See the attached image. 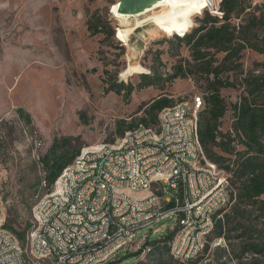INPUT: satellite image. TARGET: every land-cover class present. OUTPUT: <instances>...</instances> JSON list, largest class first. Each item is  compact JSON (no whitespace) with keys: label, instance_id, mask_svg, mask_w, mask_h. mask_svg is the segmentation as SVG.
I'll return each instance as SVG.
<instances>
[{"label":"rangeland","instance_id":"374dc122","mask_svg":"<svg viewBox=\"0 0 264 264\" xmlns=\"http://www.w3.org/2000/svg\"><path fill=\"white\" fill-rule=\"evenodd\" d=\"M118 1L0 0V201L6 223L25 232L23 247L31 263H47L31 255L27 236H31L36 224L39 201L53 189L43 183L38 185L43 176L41 158L53 140L69 137L80 150L116 140L123 142L130 132L127 126L139 125L140 119L146 117L147 102L165 94L174 105L188 104L194 116V99L201 97L205 104L213 80V76L200 70L190 47L180 44L177 36L192 32L197 19L204 18L207 11L221 16V0H150L133 8L119 6ZM251 1L257 12L264 10V0ZM194 6H198L195 12L188 11ZM91 15L103 25L104 31L97 35H91L87 28ZM121 17H126L130 25L135 18L136 25L123 26ZM246 17H233L231 24L239 28ZM120 27L128 41L118 35ZM256 33L262 37L264 27L260 26ZM210 52L215 56L214 65L225 55L214 49ZM179 64L187 74L168 85L166 76ZM240 64L236 71L219 76L225 84L220 87L226 106L221 120L223 131L232 127V106L246 94V77L251 103L264 100V88L262 93H249L250 82L257 77L264 79L263 54L248 46ZM153 71L162 76L161 86L138 88L141 74ZM121 82L134 87L131 94L109 90L110 84ZM122 129L126 133L121 137ZM237 148L242 146L238 144ZM54 186H59L58 181ZM236 188L232 185L233 190ZM234 204L235 200L219 217L228 214L230 228L241 220L251 229L253 240L264 243V218L258 217L260 212L249 206L248 217L243 219L233 211ZM172 223V218L153 223L138 235L141 238L150 234V240L122 251L108 264H152L151 242L172 231ZM0 227L4 228L3 223ZM156 229L159 230L154 232ZM241 232L226 231V237L208 242L207 252L182 264L263 263L264 255L248 252L238 257L244 241L235 236Z\"/></svg>","mask_w":264,"mask_h":264},{"label":"built area","instance_id":"2783aa9c","mask_svg":"<svg viewBox=\"0 0 264 264\" xmlns=\"http://www.w3.org/2000/svg\"><path fill=\"white\" fill-rule=\"evenodd\" d=\"M198 109L197 96L193 118H198ZM159 116L170 121V133L158 137L160 126H150L156 128L157 148L148 147V136L135 134L133 144L116 140L81 149L89 150V157L80 159V153L77 155L78 170L85 172V179H93V186L85 192L70 189V171L67 167L64 169L58 177L61 186H53L35 209L34 223L44 215H52V223L38 227L37 236H27L34 258L50 264H76L81 263V257L73 259V251L81 249V256L101 253L99 264H108L122 251L150 240V234L145 233L141 238L138 235L163 218L173 219V230L182 220H197V228L185 234L175 233L169 244L183 252H204L210 234L199 233V223L213 222L215 225L219 217L217 212L234 201L229 174L222 167L211 168L210 161H203V148L195 126L187 129L184 110L174 111L172 104L162 108ZM161 143H168V150H161ZM107 147H114V155H107ZM191 150H199V161L187 164ZM135 155L145 156L141 171L155 176V186L140 184V176L127 172L125 159L134 160ZM183 175H190V186H183ZM116 183L137 188V193L145 194V201H137V197H128L124 192L114 196ZM62 184H69V191L57 196V187ZM148 187H156L155 196H148ZM81 195H89L90 203H81ZM100 214H107V226L96 228V218ZM0 223H6L1 201ZM70 235L87 236V243H70ZM4 238L0 237V264H38L30 262L21 241L12 239L11 252H4ZM14 248L22 249L24 260L13 258Z\"/></svg>","mask_w":264,"mask_h":264},{"label":"trees","instance_id":"16d2710c","mask_svg":"<svg viewBox=\"0 0 264 264\" xmlns=\"http://www.w3.org/2000/svg\"><path fill=\"white\" fill-rule=\"evenodd\" d=\"M118 5L122 6L121 3ZM211 8L214 9L215 6ZM219 10L221 16L207 11L204 18L197 19L198 25L192 32L188 31L184 36H177L180 44L190 47V53L195 63H199L200 70L208 76H213L208 87V94L204 99L205 104L202 100L203 108L198 112L196 121L198 138L205 158L230 174L228 179L231 189L232 185H237L236 190L232 189L235 200L233 211L236 215L245 219L248 217L249 206H255L260 212L258 217L264 218V100L261 103L255 101L254 104L251 103L248 99V77H246L244 81L246 94L240 102L232 106L234 111L232 127L223 131L221 120L225 115L226 106L220 94V87L225 84L219 78L224 72L236 71L240 68L242 52L248 46L264 56V35L260 37L256 33L260 26L264 27V10L261 13L257 12L251 0H221ZM243 14H246L247 17L239 28L231 24L233 17L239 18ZM95 18V15H91L87 20V28L91 35H97L104 31L103 25L94 21ZM123 30L118 28L117 33L121 37H126L125 41H128L129 38ZM111 34H114V30H111ZM256 39L258 40L254 42ZM212 49L225 53L222 60L216 65H214L215 56L210 52ZM131 71L134 72V70ZM186 74V70L181 64L174 65L173 71L166 76L168 85H171L177 77H184ZM141 78V82L138 84L140 89L148 86L160 87L163 79L156 71L143 73ZM250 87L251 95L262 93L264 79L255 78L250 82ZM109 90L116 93L125 91V93L131 94L134 87L121 82L110 84ZM172 104L173 100L168 94L160 95L147 102L146 117L140 119L139 125H128V131L138 127L155 128L150 126H157L159 111ZM119 133L122 137L126 130L122 129ZM238 144L242 146L241 149L237 148ZM80 152V148L75 146L69 137L55 138L48 152L41 158L43 176L39 179L38 185L43 183L46 188L51 190L57 184L58 177L64 169L73 163ZM225 208L219 210L216 215H222ZM229 225L228 214H225L224 218H217L215 225L213 223V227L208 232L210 234L208 242L218 237H226V231L241 230L242 232L235 236L244 241L238 257H243L248 252L264 255V243L253 240L251 229H248L247 225L241 220L234 227L230 228ZM3 227L15 235L24 246L26 242L24 231H18L7 223H3ZM177 230L176 226V230L174 229L162 238L151 242L152 248L149 254L153 260L152 264H182L192 261H180L173 256L169 243ZM208 249L209 243L206 244L204 252H207ZM244 264H264V262L253 260Z\"/></svg>","mask_w":264,"mask_h":264},{"label":"bare ground","instance_id":"6f19581e","mask_svg":"<svg viewBox=\"0 0 264 264\" xmlns=\"http://www.w3.org/2000/svg\"><path fill=\"white\" fill-rule=\"evenodd\" d=\"M151 2V1H150ZM154 2V0H153ZM146 3V2H145ZM199 6V5H198ZM198 6L190 8L188 11L191 13L195 12ZM133 16V15H132ZM120 17V16H119ZM134 17V16H133ZM124 22L123 26L133 27L136 25V19L134 18L133 25H130V22L126 21V17H121ZM128 19V18H127ZM121 28V27H120ZM134 65V64H132ZM134 69V67H131ZM128 73V72H127ZM126 73V74H127ZM199 106L202 103V98L198 97ZM197 105V97L194 99V107ZM185 107V108H184ZM184 116L187 120V129H194L197 132V119L193 118L190 106L186 103H178L174 105V111H183ZM158 137H165L170 133V121L165 118V116H159L158 114ZM140 134L141 136H148V147L157 148L156 140V128H146L138 127L134 130H131L123 138V142L126 144H133V135ZM161 150H168V143H161ZM107 155H114V147H107ZM89 157V150H83L80 153V159H87ZM203 161H209L203 155ZM199 161V150H191L187 156V164H194V162ZM211 168H218L219 166L210 161ZM145 165V156L135 155L134 160L125 159V167L127 172L131 173L133 176H140V184H147L148 186L156 185V178L154 175H149L148 171H141V167ZM67 171H70V189H77L78 192H85L90 189V186H93V179H85V172L83 170H78L77 157L71 165L67 167ZM59 186H61V179H58ZM183 186H190V175L182 176ZM64 191H69V184H62V187H58L57 196H64ZM124 192V195L128 197H137V201H145L144 193H137V188L135 187H126V183H116L113 186V195L121 196ZM141 194V195H139ZM156 195V187H148V196ZM81 203H90L89 195H81ZM52 223V215L40 216L37 220V223L34 226V229L31 232V236H37L38 227H47L48 224ZM107 226V214H100L96 218V228H103ZM213 227V222L199 223V233H208ZM178 230L176 234H185V231H190L197 228V220H182L181 224L177 226ZM0 237L4 238V252H11L12 248V239L14 241H19L15 236L10 232L0 227ZM70 243H87V236L80 235H70ZM202 250H189L188 252H183V250L178 249L177 247H172L173 256L180 260H191L196 258ZM81 263L76 264H99L101 261V253L90 252L85 253L81 256V249H74L73 259H80ZM13 258L15 260H24V253H22L21 248L13 249ZM46 264H50L47 262Z\"/></svg>","mask_w":264,"mask_h":264},{"label":"water","instance_id":"95a60500","mask_svg":"<svg viewBox=\"0 0 264 264\" xmlns=\"http://www.w3.org/2000/svg\"><path fill=\"white\" fill-rule=\"evenodd\" d=\"M146 1H150V0H119L118 4L121 3L122 6L126 8H133L136 7L137 5L143 4Z\"/></svg>","mask_w":264,"mask_h":264}]
</instances>
